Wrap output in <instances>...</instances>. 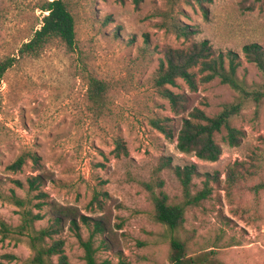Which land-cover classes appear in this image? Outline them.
<instances>
[{
	"label": "rangeland",
	"instance_id": "obj_1",
	"mask_svg": "<svg viewBox=\"0 0 264 264\" xmlns=\"http://www.w3.org/2000/svg\"><path fill=\"white\" fill-rule=\"evenodd\" d=\"M67 1L76 21L74 49L54 43L40 56L21 58L0 86V261L32 264L27 236L14 233L23 208L11 194L15 190L27 198V178L42 173L48 204L32 205L43 215L36 227L50 224L54 206L75 207L91 223L103 218L111 247L101 244L104 235L96 236L100 261L118 264L123 257L130 264H172L176 236L187 241L191 255L208 251L224 264H264V189L257 188L264 182V101L245 103L233 118L245 133L242 144L229 146L218 134L223 153L207 161L178 149L183 118L196 107L214 116L236 101L238 92L218 78L191 91L180 78L166 86L185 98L176 111L156 84L169 48L208 40L217 52L238 53L239 79L263 87L261 72L243 48L264 46V0ZM42 3L0 0V59L17 56L40 28L47 14ZM178 26L191 32L180 36L174 31ZM95 81L105 87L98 98ZM156 119H168L173 138L154 126ZM119 140L127 151L120 155ZM27 152L41 156V169L31 158L18 171L8 169ZM191 163L198 173L190 192L204 188L207 173L213 192L200 204L186 206L184 225L172 231L156 219L154 197L164 192L170 203L184 204L188 197L174 167ZM230 171L242 174L233 185ZM2 221L11 233L1 232ZM81 226L88 239L93 225ZM55 238L65 241L69 264H86L85 249L68 223Z\"/></svg>",
	"mask_w": 264,
	"mask_h": 264
},
{
	"label": "trees",
	"instance_id": "obj_2",
	"mask_svg": "<svg viewBox=\"0 0 264 264\" xmlns=\"http://www.w3.org/2000/svg\"><path fill=\"white\" fill-rule=\"evenodd\" d=\"M141 1L135 0V3L138 5ZM40 9L47 14H44L41 26L35 31L33 37L21 46L17 56L0 59V86L7 70L19 59L27 56H40L46 48L54 43H63L69 50L74 49L77 43L76 21L68 1L43 0ZM174 31L180 36H187L191 29L188 26H178ZM243 51L246 59L257 66L264 79V46L259 43H250L244 46ZM241 64L242 59L238 53L232 50L217 52L208 40L194 43L185 48H169L167 50L166 58L161 62L158 70L156 84L176 111L182 106L185 98L166 86L176 85L177 80L180 78L187 83L191 91H197L200 82L206 83L218 78L222 83L230 85L239 94L236 101L224 104L223 108L214 116H209L203 109L196 107L189 117L183 118L177 136V147L180 151L194 153L203 160L217 161L223 153V146L217 139L218 134H224L223 140L229 146L237 147L242 144L245 133L235 126L232 120L241 113L245 103L260 104L264 101V85L263 87L250 86L239 79L238 69ZM199 74L201 75L200 79H198ZM104 88L101 82L95 81V97L98 98ZM166 120L168 119H156L152 123L166 136L173 138V132L165 123ZM116 150L119 155L123 151L127 152L126 146L121 140L118 141ZM29 158L33 160L37 170L42 168L41 156L36 152H27L20 155L9 165L8 169L13 171L22 169ZM174 171L183 185L188 200L184 204H172L164 192L154 197L156 219L172 231H176L184 225L186 206L200 204L213 192L210 184V173L206 174L207 179L202 190L195 195L190 192L193 175L198 173L196 163L184 166L178 165L174 167ZM239 176H242V174L240 173ZM239 176L237 172L230 171L228 177L231 185L239 180ZM45 178L42 173L27 178V198H21L15 190L11 194V199L23 208V221L14 230V233L27 236L28 243L33 251L30 259L31 263L69 264L68 255L65 251V241L61 238H55V235L62 232L68 223L70 230L75 233L85 249L86 264H108V260L100 261L98 259V247L95 246L96 236L104 235L101 244L111 247L110 237L105 236L108 227L103 218H95L91 223V218L80 213L75 207L54 206L55 209L52 211L50 224L39 229L36 227V222L43 219V215L34 213L32 205L42 208L44 204H48L44 200L46 193L41 189L45 184ZM14 181L20 187L25 188L24 182ZM257 188L264 189V182L258 185ZM2 196L4 195L0 189V198ZM34 198L40 199L39 203L34 204ZM80 222L89 227L93 225L88 239L83 238ZM1 226L2 233L12 232V228L5 222L2 221ZM210 253L212 252L207 251L198 255H191L186 240L176 236L171 240L170 260L172 264H224L220 260L210 257ZM0 264L4 263L0 261ZM118 264L130 263L121 257Z\"/></svg>",
	"mask_w": 264,
	"mask_h": 264
}]
</instances>
